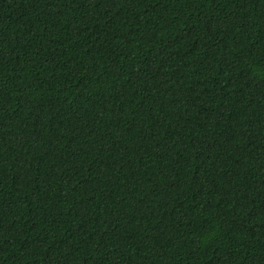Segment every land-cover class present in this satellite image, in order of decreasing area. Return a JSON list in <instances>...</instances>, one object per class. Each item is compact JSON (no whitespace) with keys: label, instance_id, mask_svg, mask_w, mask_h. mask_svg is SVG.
Masks as SVG:
<instances>
[{"label":"trees","instance_id":"1","mask_svg":"<svg viewBox=\"0 0 264 264\" xmlns=\"http://www.w3.org/2000/svg\"><path fill=\"white\" fill-rule=\"evenodd\" d=\"M0 264H264V0H0Z\"/></svg>","mask_w":264,"mask_h":264}]
</instances>
